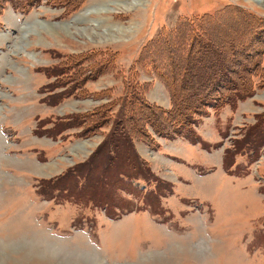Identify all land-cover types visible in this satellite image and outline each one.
Segmentation results:
<instances>
[{
    "label": "rangeland",
    "instance_id": "1",
    "mask_svg": "<svg viewBox=\"0 0 264 264\" xmlns=\"http://www.w3.org/2000/svg\"><path fill=\"white\" fill-rule=\"evenodd\" d=\"M55 5L41 0L26 13L14 11L18 20L0 23V264H264V151L236 156L239 173H225L221 161L231 137H240L264 111V88L235 108H208L195 116V131L209 143L207 150L179 136L153 133L160 150L134 140L147 172L169 184L158 213L122 189L119 195L130 208L108 206L114 218L99 202L100 190L93 200L48 194L49 199L38 192L40 178L56 177L82 162L108 127L87 138L74 135L77 129L54 139L40 131L57 117L117 98L130 69L146 85L148 101L170 108L168 91L149 62L147 71L134 65L147 41L164 75L171 68L167 58L176 57L175 50L163 54L165 40L188 48L196 29L217 39L226 56L233 43L250 44L264 67V0H82L70 13L66 5ZM91 49L101 51L104 64L115 51L118 55L104 74L84 84L85 96L76 84L80 77L69 70L61 79L47 76L60 58ZM62 92L71 95L51 105L42 100ZM24 143L21 153H3ZM26 155L32 160L29 168L11 163L25 162ZM6 156L11 162L1 161ZM146 182L137 187L154 186Z\"/></svg>",
    "mask_w": 264,
    "mask_h": 264
},
{
    "label": "trees",
    "instance_id": "2",
    "mask_svg": "<svg viewBox=\"0 0 264 264\" xmlns=\"http://www.w3.org/2000/svg\"><path fill=\"white\" fill-rule=\"evenodd\" d=\"M50 1L56 5H66L65 12L70 13L82 0ZM40 2L41 0H0V15L8 5L16 11L26 13ZM251 28L255 27L252 25ZM162 32H165L164 28ZM246 33H254L253 37L256 38L260 36V31L254 29H248ZM193 36L188 48L183 44L175 45L169 39L165 40L163 54L176 51V57L172 54L170 59L167 58L171 66L167 75L162 74L161 68L156 66L154 59L158 58V54L151 51L150 41L143 45L134 61V65L146 71L150 64L168 91L170 108L148 101L145 97L146 85L138 82L137 73L130 69L128 79L123 80L124 87L117 98L103 102L90 111L57 117L56 120H51L50 128L40 131V134L55 137L68 128L78 127V135L88 137L108 127L103 140L85 161L77 163L74 168L59 176L39 180L38 192L41 195L49 199L52 196L48 194L76 198L91 196L93 200L97 196L94 191L100 190L104 194L99 202L107 208L111 217L108 206L113 210L116 207L122 210L130 208V203H123L122 195H119L118 191L122 189L135 195L141 203L146 202L152 213L161 210L159 199L169 184L154 173L147 172L148 164L140 159L134 140L144 141L153 148L160 147L154 141V133L169 139L184 137L191 143H198L209 149V143L201 139L195 131V116L206 114L208 108L218 110L224 105L235 108L239 100L252 96L256 87L264 88V67L258 61L259 50L251 48L247 43L237 47L233 43V49L226 56L225 49L218 48L217 39L214 40L208 33L205 36L196 29ZM100 54L98 49L69 53L60 58L59 63L48 67L46 74L61 79L69 70L72 76H79L80 80L76 84L81 88L79 94L83 97L89 93L84 84L104 74L106 64L111 62L110 58L117 59L118 51L112 53L108 60L105 59V64ZM75 89L79 92V88ZM63 94L67 93H55L42 100L49 104L58 103L65 98ZM67 95L70 96L71 93ZM231 139L230 146L223 153V168L228 174L236 171L239 173L238 167L234 166L236 155L251 154L257 157L260 149L264 151V111L256 113L255 121L243 127L240 137ZM220 144L215 143L214 146ZM139 181H152L154 186L143 191L134 185V182Z\"/></svg>",
    "mask_w": 264,
    "mask_h": 264
},
{
    "label": "crops",
    "instance_id": "3",
    "mask_svg": "<svg viewBox=\"0 0 264 264\" xmlns=\"http://www.w3.org/2000/svg\"><path fill=\"white\" fill-rule=\"evenodd\" d=\"M7 8H11V7H7ZM7 8L6 9H4V11L2 12V14L0 15V21L1 22H3L4 23V20L5 19H8V17H13L15 20H18L19 19V17H18V15H16V13L14 12V10L11 8V11H6L7 10ZM0 31H1V28H0ZM1 33H2V31H1ZM4 34H0V37L1 38H4V36H3ZM180 140V139H179ZM181 141V140H180ZM179 141V142H180ZM178 142V141H177ZM27 148V146H26V143H24V145H20V144H17L16 146H7L6 147V149H5V151L3 152V153H5V154H10V153H12V152H14V153H16V152H19L20 151V153L21 152H23L24 151V149H26ZM161 148H163V146H161L160 148H159V150L161 149ZM22 150V151H21ZM27 157H25L24 156V160L25 159H27V160H25V162L23 161V162H20V163H15V161L16 160H19V159H13V160H15L14 162L12 161H10V159H9V157L7 158V156H6V158H3V159H5V160H1V161H5V162H11L12 164H18V165H20V167H27V168H29V165L32 163V162H30V161H32L31 160V157L30 156H28V155H26ZM178 158H180V157H178ZM185 161V160H184ZM28 163V164H27ZM71 166V165H70ZM70 166H68V167H70ZM67 167V168H68ZM66 168V169H67ZM51 169V168H50ZM66 169H64V170H66ZM63 170V171H64ZM62 171V172H63ZM18 184V183H17Z\"/></svg>",
    "mask_w": 264,
    "mask_h": 264
}]
</instances>
